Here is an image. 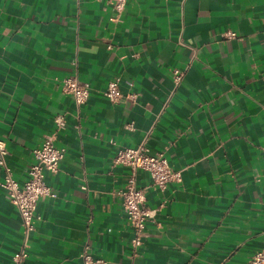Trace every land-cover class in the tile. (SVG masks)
Returning <instances> with one entry per match:
<instances>
[{
	"label": "crops",
	"instance_id": "obj_1",
	"mask_svg": "<svg viewBox=\"0 0 264 264\" xmlns=\"http://www.w3.org/2000/svg\"><path fill=\"white\" fill-rule=\"evenodd\" d=\"M73 74L90 87L80 106L62 91ZM114 76L137 97L109 101ZM45 133L67 152L25 264H84L86 245L106 264H248L264 249V0H129L119 15L106 0H0V139L20 183ZM140 144L181 180L161 190L137 171L156 214L135 251L113 157ZM22 231L0 185V264Z\"/></svg>",
	"mask_w": 264,
	"mask_h": 264
},
{
	"label": "built area",
	"instance_id": "obj_2",
	"mask_svg": "<svg viewBox=\"0 0 264 264\" xmlns=\"http://www.w3.org/2000/svg\"><path fill=\"white\" fill-rule=\"evenodd\" d=\"M118 13L123 11L129 0H106ZM225 38H235L237 33L227 30L223 33ZM173 80L177 87L185 75V69L173 68ZM120 76H114L103 91L105 97L112 103H118L125 98L135 99L137 92L124 94ZM62 91L73 97L80 106L85 103L90 95V87L81 83L76 74L64 77L61 80ZM132 86V85H131ZM57 128L65 126L64 116L56 118ZM132 124H129L131 126ZM115 143L114 139H111ZM35 161L28 169V178L20 183L14 176L13 170L7 162L8 153L6 142L0 139V167L3 169V179L0 185L6 190L12 204L17 208L23 226L22 242L19 250L13 257V264H25L29 255L28 247L31 234L35 230V219L39 199L44 195L55 196L56 193L46 182L47 173H56L60 163L67 152L66 147H59L55 143V133H45L41 144L34 149ZM114 164L127 167L129 174L125 185L118 191L122 199V206L128 223L133 231L131 245L136 251L142 244L146 235L147 222L155 217L156 209L146 205L145 191L137 185V171H147L151 178V185L165 190L172 181L181 180V171L175 170L170 165L168 158L163 153L151 154L144 144L137 147H118L113 157ZM84 264H106L102 258H94L86 245L81 253ZM248 264H264V249H259L250 257Z\"/></svg>",
	"mask_w": 264,
	"mask_h": 264
}]
</instances>
